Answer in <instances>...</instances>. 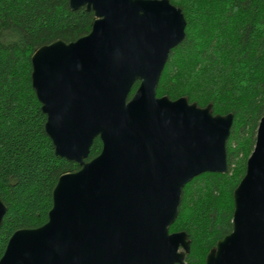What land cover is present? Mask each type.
Instances as JSON below:
<instances>
[{
  "label": "water",
  "instance_id": "water-1",
  "mask_svg": "<svg viewBox=\"0 0 264 264\" xmlns=\"http://www.w3.org/2000/svg\"><path fill=\"white\" fill-rule=\"evenodd\" d=\"M83 7L94 14L88 34L31 57L45 133L80 169L58 178L47 222L15 231L0 264H184L188 235L169 228L187 183L227 172L233 115L157 97L185 37L169 0H69L71 11ZM96 138L101 151L86 161ZM233 204L232 231L205 264H264V115ZM5 213L0 201V226Z\"/></svg>",
  "mask_w": 264,
  "mask_h": 264
},
{
  "label": "trees",
  "instance_id": "trees-1",
  "mask_svg": "<svg viewBox=\"0 0 264 264\" xmlns=\"http://www.w3.org/2000/svg\"><path fill=\"white\" fill-rule=\"evenodd\" d=\"M186 21L183 41L171 50L157 97L186 98L214 115H233L226 144L225 174L203 173L182 190L170 232L190 241L186 264H205L217 241L232 231L233 192L245 174L256 131L264 115V0H169ZM94 21L69 0H0V258L11 235L47 222L58 178L77 172L73 161L56 156L45 133L31 83V57L40 47L76 41ZM139 86L136 82L129 94ZM93 141L86 161L99 155Z\"/></svg>",
  "mask_w": 264,
  "mask_h": 264
},
{
  "label": "flooded vegetation",
  "instance_id": "flooded-vegetation-1",
  "mask_svg": "<svg viewBox=\"0 0 264 264\" xmlns=\"http://www.w3.org/2000/svg\"><path fill=\"white\" fill-rule=\"evenodd\" d=\"M170 232V231H169ZM180 251H182L181 249H180ZM186 258H187V255L185 256V258H184V264H186L185 262H186Z\"/></svg>",
  "mask_w": 264,
  "mask_h": 264
}]
</instances>
